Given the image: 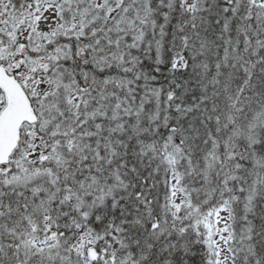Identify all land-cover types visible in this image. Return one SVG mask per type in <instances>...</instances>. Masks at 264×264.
<instances>
[{"label":"snow or ice","instance_id":"obj_1","mask_svg":"<svg viewBox=\"0 0 264 264\" xmlns=\"http://www.w3.org/2000/svg\"><path fill=\"white\" fill-rule=\"evenodd\" d=\"M0 264H264V0H0Z\"/></svg>","mask_w":264,"mask_h":264}]
</instances>
